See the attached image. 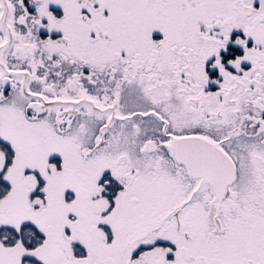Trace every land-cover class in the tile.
Instances as JSON below:
<instances>
[{
    "label": "snow or ice",
    "instance_id": "6c2138e0",
    "mask_svg": "<svg viewBox=\"0 0 264 264\" xmlns=\"http://www.w3.org/2000/svg\"><path fill=\"white\" fill-rule=\"evenodd\" d=\"M0 264H264V0H0Z\"/></svg>",
    "mask_w": 264,
    "mask_h": 264
}]
</instances>
